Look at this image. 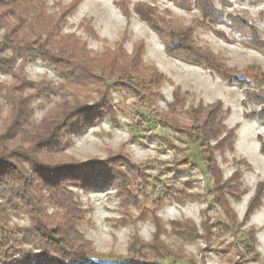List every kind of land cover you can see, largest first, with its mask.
Here are the masks:
<instances>
[{"label":"rangeland","instance_id":"rangeland-1","mask_svg":"<svg viewBox=\"0 0 264 264\" xmlns=\"http://www.w3.org/2000/svg\"><path fill=\"white\" fill-rule=\"evenodd\" d=\"M213 4L217 14L209 18L195 0L187 6L172 0H42L39 26L49 28L55 44L62 41L59 47L73 51L79 61L76 66L66 60L51 64L35 57L20 65L23 78L54 88L33 98L36 123L56 114L64 99L72 101L74 86L61 66L76 69L80 78L86 65L103 74L109 71L106 65L112 66L110 80L99 74L77 88L80 104L96 102L104 110L84 129L68 132L63 151L79 162L127 166L118 180L83 188L69 185L83 212L77 230L95 252L88 258L95 264H264V190L256 193L264 181V154L245 135L257 126L247 124L248 117L262 113L264 121V0ZM138 5L149 21L138 13ZM154 21L164 25L162 36L151 26ZM170 29L185 32L196 48L213 55L211 61L196 64L167 52ZM82 42L89 57L78 48ZM111 50L124 53L109 61L104 55ZM137 54L140 63L164 76L158 86L140 63L130 60ZM12 82L10 74L0 72L1 84ZM128 84L147 97L151 91L146 108ZM177 87L184 100L173 102ZM216 101L227 135L220 130L216 138L207 137L206 173L199 142L185 133L192 124L186 111L199 102ZM172 104L182 109L176 111L181 122L175 123L182 132L162 125L146 110L163 114ZM0 105L1 123L7 113L2 97ZM254 121L264 142V124ZM120 156L138 170L128 169ZM180 190L195 197L178 199ZM10 224L26 226L28 219L11 216Z\"/></svg>","mask_w":264,"mask_h":264},{"label":"trees","instance_id":"trees-1","mask_svg":"<svg viewBox=\"0 0 264 264\" xmlns=\"http://www.w3.org/2000/svg\"><path fill=\"white\" fill-rule=\"evenodd\" d=\"M172 1L187 6L190 0ZM41 3L42 0H0V72L10 74L13 80L9 85L0 83V97L5 100L7 106L6 116L1 118L0 123V264H95L88 259L96 255L95 252L77 230L83 212L69 185L83 188L102 184L107 179L118 180L119 173L125 174L122 166H127L124 163L114 165L95 159L79 162L66 156L63 151L66 134L84 129L104 110V104H80L77 88L89 84L87 79L97 78L99 74L107 76L105 81L110 80L112 66L106 65L104 70L109 71L103 74L97 66L86 65L82 68V78L78 77L76 69L61 66L64 78L74 86L69 95L72 101L64 99L58 104L56 114L43 117L36 123L32 117L33 98L45 97L54 88L49 82H33L23 78L20 65L32 61L35 57L51 64L57 60H66V63L76 66L79 61L73 51L59 47L62 41L55 44L50 37L49 28L39 26L38 21L44 16ZM195 4L204 16L210 18L217 14L213 0H195ZM67 9L65 8L66 11ZM137 11L142 18L147 19V13L142 14L141 5L137 6ZM231 21L232 18L226 20L229 23ZM55 24L57 21H54L51 30ZM151 26L161 36L165 32L164 25L158 22L154 21ZM167 35L169 44L166 50L170 54L196 64L211 61L213 55L209 51L196 48L185 32L170 29ZM78 48L83 56L89 57L84 42L79 43ZM119 53L124 52L111 50L104 56L112 61L114 55ZM130 60L141 62L138 54L130 57ZM140 67L141 71L149 72V79L156 86L164 80V76L154 67L142 63ZM128 88L139 96L141 106L146 108L147 100L152 98L151 91H147V97L145 93L136 92V85L128 84ZM62 96L64 95L61 94L60 97ZM177 100H184V94H181L178 87L173 93V102ZM148 103L151 104L152 101ZM151 105L155 110V106ZM171 106L170 111L163 114L146 110L154 112V116L162 125L182 132L183 127H175L176 122H181L177 119L176 111L182 109H178L176 104ZM220 109L221 103L216 101L209 105L199 102L186 111V116L192 120V124L185 133L199 142V149L206 157V173L207 137L216 138L220 130L227 135L222 121L218 118ZM261 114L248 118L264 124ZM257 140L259 151L264 154V142L260 135H257ZM120 157L127 163L126 156ZM127 164L128 169L138 170L134 164ZM260 189L264 190V181L258 184L257 194ZM210 195L213 196L212 193ZM187 197L195 196L181 190L177 195L178 199L184 200ZM216 198L220 200V195H216ZM47 207H50V211ZM21 214L27 217L28 225L10 224L11 216ZM124 264L146 263L127 261Z\"/></svg>","mask_w":264,"mask_h":264},{"label":"crops","instance_id":"crops-1","mask_svg":"<svg viewBox=\"0 0 264 264\" xmlns=\"http://www.w3.org/2000/svg\"><path fill=\"white\" fill-rule=\"evenodd\" d=\"M246 122L249 125H251L250 123H254L255 125H257L256 127H251V129L248 132H246L245 135L249 136V137H252V139L256 142V143L254 142L255 146L258 147V149H259V141L257 140V135L260 132L259 131V126H258L257 122L254 121V120H246ZM239 135H240V132H238V137H240Z\"/></svg>","mask_w":264,"mask_h":264}]
</instances>
